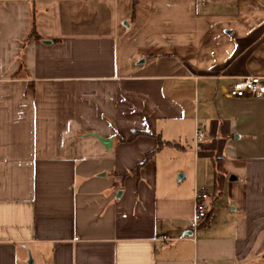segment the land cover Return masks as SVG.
<instances>
[{
	"label": "crops",
	"instance_id": "1",
	"mask_svg": "<svg viewBox=\"0 0 264 264\" xmlns=\"http://www.w3.org/2000/svg\"><path fill=\"white\" fill-rule=\"evenodd\" d=\"M244 75L264 0H0V264H264V96H225Z\"/></svg>",
	"mask_w": 264,
	"mask_h": 264
},
{
	"label": "built area",
	"instance_id": "2",
	"mask_svg": "<svg viewBox=\"0 0 264 264\" xmlns=\"http://www.w3.org/2000/svg\"><path fill=\"white\" fill-rule=\"evenodd\" d=\"M225 96L228 98L250 97L258 99L264 96V77H255L244 75L232 80L228 86ZM204 134L200 126L193 125L192 128V144L196 150L198 145L203 141ZM209 194L204 185L195 187L192 191V213L191 226L194 229L202 223L207 215V202ZM156 241L161 244L167 243L170 239L166 236H159Z\"/></svg>",
	"mask_w": 264,
	"mask_h": 264
},
{
	"label": "trees",
	"instance_id": "3",
	"mask_svg": "<svg viewBox=\"0 0 264 264\" xmlns=\"http://www.w3.org/2000/svg\"><path fill=\"white\" fill-rule=\"evenodd\" d=\"M34 33H30L28 36H32ZM133 135V134H132ZM139 166V165H138ZM136 166V168L138 167ZM212 166H213V191L214 192H217V190L219 189L220 187V172L218 171L217 169V165H216V162H213L212 163Z\"/></svg>",
	"mask_w": 264,
	"mask_h": 264
},
{
	"label": "water",
	"instance_id": "4",
	"mask_svg": "<svg viewBox=\"0 0 264 264\" xmlns=\"http://www.w3.org/2000/svg\"><path fill=\"white\" fill-rule=\"evenodd\" d=\"M97 139H98V141H99L100 143H102V145H104V146L106 147V144L108 143V140H103V139H100V138H98V137H97Z\"/></svg>",
	"mask_w": 264,
	"mask_h": 264
},
{
	"label": "rangeland",
	"instance_id": "5",
	"mask_svg": "<svg viewBox=\"0 0 264 264\" xmlns=\"http://www.w3.org/2000/svg\"><path fill=\"white\" fill-rule=\"evenodd\" d=\"M185 182V180H183V183Z\"/></svg>",
	"mask_w": 264,
	"mask_h": 264
}]
</instances>
